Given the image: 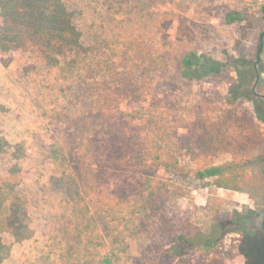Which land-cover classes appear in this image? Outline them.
<instances>
[{"label":"rangeland","instance_id":"rangeland-1","mask_svg":"<svg viewBox=\"0 0 264 264\" xmlns=\"http://www.w3.org/2000/svg\"><path fill=\"white\" fill-rule=\"evenodd\" d=\"M65 2L69 10L78 12L76 21L85 49L99 58L113 60V84L119 91L113 105L116 121L132 120L129 114L134 115L138 118L134 123L139 125L135 131L146 135L145 125L141 131V124L150 118L157 127L174 135L168 138L179 143L185 153L189 140L201 133L199 116L216 122L224 120L225 142L232 152L226 159L233 155L241 161L258 158L246 167L247 179L241 190L220 188L213 180H196L188 172L200 167L201 162L190 157L179 158L178 171H160L159 180L170 186L156 208L150 210L133 200L124 207V224H113L117 227L113 229V241L127 240L135 246L128 254L116 250L113 264L154 263L156 248L170 245L184 224L207 231L218 219L252 212L255 224L251 230H257L264 220V123L257 116L264 112V105L256 103L264 99V72L260 70L264 62V0ZM233 12L241 20L228 24L226 17ZM191 51L210 59L213 74L186 84L180 77V60ZM258 54L261 58L257 62ZM253 65L256 75L243 81L235 68L243 71L251 66V72ZM66 85L59 70H47L36 59L20 53L10 57L0 54V136L13 146L27 143L25 181L37 195L30 215L34 234L21 242L0 234V250L1 245L11 249L6 259L0 254V264H72L63 255L72 252L75 259L85 250L87 238L93 237L77 236L70 227L75 213L69 206L81 200L78 196L65 200L66 186L54 180L46 181L45 194L34 186L41 173L39 157L52 151L51 136L57 135L56 125L80 117L82 111L78 103L77 113L72 110L74 98L70 89L64 88ZM238 89L250 91L248 95L252 93L256 99L240 96L232 104ZM123 129L127 132V127ZM12 161L11 153H5L0 158V170H8ZM42 193L44 196H40ZM161 216L175 225L168 234L161 231ZM240 240L235 233L224 239L221 251L225 264H245L238 251ZM140 241L145 247L136 251ZM200 254L196 251L189 255L193 264L205 255Z\"/></svg>","mask_w":264,"mask_h":264},{"label":"trees","instance_id":"trees-1","mask_svg":"<svg viewBox=\"0 0 264 264\" xmlns=\"http://www.w3.org/2000/svg\"><path fill=\"white\" fill-rule=\"evenodd\" d=\"M0 12L3 19L0 54L10 57L20 53L43 63L47 70H59L67 84L64 88L70 89L74 98L70 103L72 110L77 113L75 103L82 106L80 117L56 125L57 135L51 136L52 151L39 157L41 173L36 185L33 184L45 194L46 181L54 180L55 184L66 186L65 200L77 196L81 199L73 202L74 207L69 206L75 213L70 227L77 231V236L93 237L87 238L85 250L75 259L72 252L63 255L69 263L113 264L116 250L128 254L134 243L118 238L113 241V229L117 228L113 224H124L121 219L124 207L133 200L150 210L156 208L170 186L159 180L158 173L164 169L180 170L179 158L190 157L201 162L200 167L188 172L196 180H213L220 188L241 190L247 179L246 167L258 158L241 161L233 155L232 159H226L232 152L225 142L224 120L216 122L199 116L201 133L189 140L185 153L179 143L168 138L174 135L157 127L150 118L141 124V131L145 125L146 135L135 131L139 125H135L138 118L134 115L129 114L132 120L116 121L113 105L119 91L113 84V60L99 58L85 49L83 33L76 21L78 12L69 10L65 0H0ZM238 20L241 17L235 12L226 17L228 24ZM260 58L258 54L257 62ZM263 63L261 72H264ZM180 64V77L186 84L213 74L210 59L195 51L181 57ZM254 65L251 72L248 69L251 66H245L243 71L235 69L247 81L256 75ZM248 94L250 91L238 89L230 102L233 104L240 96L256 99L252 93ZM256 103L264 105V99ZM257 116L264 123V112ZM123 127H127V132ZM28 151L26 142L13 146L0 136V158L7 152L13 157L8 170H0V234L16 242L28 240L34 234L30 215L37 195L34 187H28L25 181ZM161 217V231L168 234L175 225ZM254 217L252 212L236 213L232 218L218 219L207 231L194 224H184L183 231L176 233L170 245L156 248L152 264L175 261L193 264L189 255L196 251L205 254V259L202 257L197 264H225L221 250L224 239L233 233L241 236L238 251L245 264H264V220L257 230H251ZM1 246L0 254L6 259L11 249ZM144 247L142 242L136 243V251Z\"/></svg>","mask_w":264,"mask_h":264},{"label":"water","instance_id":"water-1","mask_svg":"<svg viewBox=\"0 0 264 264\" xmlns=\"http://www.w3.org/2000/svg\"><path fill=\"white\" fill-rule=\"evenodd\" d=\"M262 38H264V34L262 35Z\"/></svg>","mask_w":264,"mask_h":264}]
</instances>
